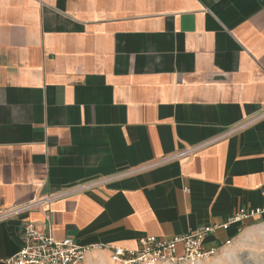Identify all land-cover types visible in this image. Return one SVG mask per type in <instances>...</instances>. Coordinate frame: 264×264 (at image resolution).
Masks as SVG:
<instances>
[{
    "label": "crops",
    "instance_id": "obj_1",
    "mask_svg": "<svg viewBox=\"0 0 264 264\" xmlns=\"http://www.w3.org/2000/svg\"><path fill=\"white\" fill-rule=\"evenodd\" d=\"M263 207L264 0H0V264L27 221L112 264Z\"/></svg>",
    "mask_w": 264,
    "mask_h": 264
},
{
    "label": "built area",
    "instance_id": "obj_2",
    "mask_svg": "<svg viewBox=\"0 0 264 264\" xmlns=\"http://www.w3.org/2000/svg\"><path fill=\"white\" fill-rule=\"evenodd\" d=\"M246 124L230 129L223 136L235 134ZM197 148H192L177 154L180 158L192 154ZM99 180L78 187V190L93 188L108 181ZM68 191L55 193L46 201H54L67 195ZM41 200H33L21 205L4 215V218L29 213L42 205ZM264 221V207L248 213L240 210L226 222L200 227L184 235L172 238L143 237L139 240L137 249L122 247H108L111 259L119 264H183L208 260L217 254V248L207 246V238L219 231L227 232L233 226H240L249 222ZM23 248L7 264H84L85 255L92 250H102L101 246L79 247L73 240L56 241L52 234L40 231L33 222H25L23 226ZM226 246L231 241L224 243Z\"/></svg>",
    "mask_w": 264,
    "mask_h": 264
},
{
    "label": "rangeland",
    "instance_id": "obj_3",
    "mask_svg": "<svg viewBox=\"0 0 264 264\" xmlns=\"http://www.w3.org/2000/svg\"><path fill=\"white\" fill-rule=\"evenodd\" d=\"M241 226V231L226 250L207 261L191 264H264V221L250 222ZM96 264L110 263L106 259H99ZM112 264L119 263L112 261Z\"/></svg>",
    "mask_w": 264,
    "mask_h": 264
}]
</instances>
